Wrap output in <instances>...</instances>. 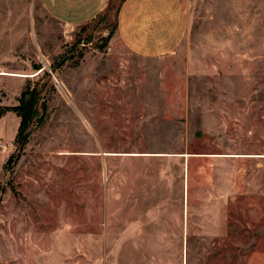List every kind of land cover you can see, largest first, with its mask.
I'll return each mask as SVG.
<instances>
[{
	"label": "rangeland",
	"instance_id": "obj_1",
	"mask_svg": "<svg viewBox=\"0 0 264 264\" xmlns=\"http://www.w3.org/2000/svg\"><path fill=\"white\" fill-rule=\"evenodd\" d=\"M119 2L0 0V264H264V0H187L160 57L112 41Z\"/></svg>",
	"mask_w": 264,
	"mask_h": 264
},
{
	"label": "crops",
	"instance_id": "obj_2",
	"mask_svg": "<svg viewBox=\"0 0 264 264\" xmlns=\"http://www.w3.org/2000/svg\"><path fill=\"white\" fill-rule=\"evenodd\" d=\"M187 0H120L112 41L142 57H160L180 49L191 16ZM44 10L67 27L87 24L112 0H40Z\"/></svg>",
	"mask_w": 264,
	"mask_h": 264
},
{
	"label": "trees",
	"instance_id": "obj_3",
	"mask_svg": "<svg viewBox=\"0 0 264 264\" xmlns=\"http://www.w3.org/2000/svg\"><path fill=\"white\" fill-rule=\"evenodd\" d=\"M41 99L37 89L26 87L21 93L19 104L11 108L21 118L16 139L20 149L27 144L34 121H41L44 118L43 111L45 113L46 105L45 102H41ZM40 109L43 111L40 112Z\"/></svg>",
	"mask_w": 264,
	"mask_h": 264
}]
</instances>
